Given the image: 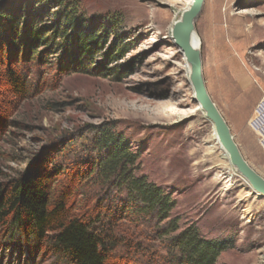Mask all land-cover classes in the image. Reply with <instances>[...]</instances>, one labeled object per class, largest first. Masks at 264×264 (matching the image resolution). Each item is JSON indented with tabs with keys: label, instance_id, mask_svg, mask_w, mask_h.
Returning <instances> with one entry per match:
<instances>
[{
	"label": "rangeland",
	"instance_id": "rangeland-1",
	"mask_svg": "<svg viewBox=\"0 0 264 264\" xmlns=\"http://www.w3.org/2000/svg\"><path fill=\"white\" fill-rule=\"evenodd\" d=\"M210 1L196 19L198 29ZM188 2L0 0V15L11 9L20 30L47 28L53 36L41 48L26 39L19 56L11 49L12 61L0 62V184L37 167L53 189H76L75 215L91 213L115 224L110 264L177 260L168 253L172 237L160 234L165 223L113 217L120 209L117 190L88 179L103 155L97 141L106 133L139 156L138 177L176 200L173 219L181 231L195 227L227 246L218 264H264V198L217 145L170 34L174 13L180 20ZM226 8L235 26L246 22L241 31L251 38L239 41L235 59L204 44L203 78L243 157L264 178V0H224ZM65 16L74 22L65 24ZM55 23L64 25L66 40L55 36ZM89 32L103 38L83 60L75 41ZM9 69L21 79L19 92L6 76ZM0 264L71 263L7 226L0 228Z\"/></svg>",
	"mask_w": 264,
	"mask_h": 264
},
{
	"label": "trees",
	"instance_id": "trees-1",
	"mask_svg": "<svg viewBox=\"0 0 264 264\" xmlns=\"http://www.w3.org/2000/svg\"><path fill=\"white\" fill-rule=\"evenodd\" d=\"M13 17L8 8L0 15V39L8 32L6 40L0 44V62L5 58L12 61L11 49L16 54L23 52L28 40L41 48L53 38L47 35V28L35 29L26 25L20 30L21 20L18 16ZM64 22L70 25L74 21L65 16ZM62 26L55 23L52 29L55 36L66 40V29ZM77 38V53L81 59L88 60L103 37L89 32ZM6 76L18 92L24 87L11 69L7 70ZM97 144L103 155L88 179L95 177L117 190L120 209L114 211L113 217L157 221L158 225L165 223L160 234L172 237L167 248L177 264H218L227 246L223 242L207 240L195 227L181 231L179 221L173 219L176 200L146 177L136 175L139 156L131 153L121 138L106 133ZM49 181L50 177L36 167L8 185L0 184V228L9 226L23 233L28 240L48 246L71 264H110L119 235L115 224L107 226L91 213L75 215L72 202L80 196L79 192L71 186L57 191Z\"/></svg>",
	"mask_w": 264,
	"mask_h": 264
},
{
	"label": "water",
	"instance_id": "water-1",
	"mask_svg": "<svg viewBox=\"0 0 264 264\" xmlns=\"http://www.w3.org/2000/svg\"><path fill=\"white\" fill-rule=\"evenodd\" d=\"M193 1L191 10L186 12L182 20L176 24L173 36L176 47L183 52L191 66L190 83L194 90V101L199 104L208 120L214 125L216 135L229 156L231 165L246 179L253 191L264 198V178L243 157L229 125L206 89L201 53L200 50L195 49L191 44L194 24L202 12L205 0Z\"/></svg>",
	"mask_w": 264,
	"mask_h": 264
},
{
	"label": "bare ground",
	"instance_id": "bare-ground-1",
	"mask_svg": "<svg viewBox=\"0 0 264 264\" xmlns=\"http://www.w3.org/2000/svg\"><path fill=\"white\" fill-rule=\"evenodd\" d=\"M193 2H194L193 0H189L188 4L185 5V7H183V10L181 11L183 15L191 10L193 6ZM223 5H224V0H211L209 2L206 11L204 12L202 18L199 20L200 22L199 29L197 28V21H195L194 24L195 27L193 31L191 44L197 50L202 49V47L205 44L206 45L205 49L207 51H211V53L219 54L222 57H230L232 59H235L234 58L235 52L238 53L239 51V49L237 48L239 41L241 39H245L244 41H246L247 44V41L251 37L246 31L244 32L241 31V29L245 26L246 22L243 23L241 26H235L228 15L230 9L226 8V10L223 12L222 11ZM181 20L182 18H180V20L177 19V13H174V19L170 27V34L172 35V39L174 43H175V39L173 36L174 28L176 24ZM166 21L167 19H164L161 22V24H165ZM227 38L229 39V42L225 40ZM178 50L181 52L184 58L186 78L187 80L190 81L191 66L187 62L183 52L180 49ZM214 139L217 145L219 146V148L224 152L225 156L230 161L229 156L227 155L221 143L219 142V139L215 131H214ZM257 195L258 197H262L259 194Z\"/></svg>",
	"mask_w": 264,
	"mask_h": 264
}]
</instances>
